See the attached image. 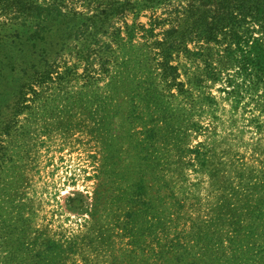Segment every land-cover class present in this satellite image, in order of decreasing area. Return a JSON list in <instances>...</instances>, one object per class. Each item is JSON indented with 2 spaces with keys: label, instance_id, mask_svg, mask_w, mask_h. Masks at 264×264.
Segmentation results:
<instances>
[{
  "label": "rangeland",
  "instance_id": "rangeland-1",
  "mask_svg": "<svg viewBox=\"0 0 264 264\" xmlns=\"http://www.w3.org/2000/svg\"><path fill=\"white\" fill-rule=\"evenodd\" d=\"M191 22L0 0V264H264V78Z\"/></svg>",
  "mask_w": 264,
  "mask_h": 264
},
{
  "label": "trees",
  "instance_id": "trees-1",
  "mask_svg": "<svg viewBox=\"0 0 264 264\" xmlns=\"http://www.w3.org/2000/svg\"><path fill=\"white\" fill-rule=\"evenodd\" d=\"M192 19L189 31L198 42H227L225 54L248 78H264V0H185ZM258 27L260 38L245 25ZM172 31L170 34L175 33ZM249 72V74H247Z\"/></svg>",
  "mask_w": 264,
  "mask_h": 264
}]
</instances>
